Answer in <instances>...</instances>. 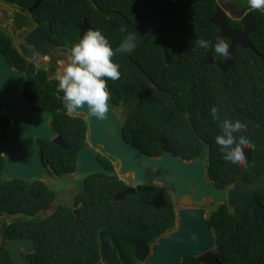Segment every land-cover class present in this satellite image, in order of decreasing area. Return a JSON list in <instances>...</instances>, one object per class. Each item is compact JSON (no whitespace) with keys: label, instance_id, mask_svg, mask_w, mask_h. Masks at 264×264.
Instances as JSON below:
<instances>
[{"label":"trees","instance_id":"1","mask_svg":"<svg viewBox=\"0 0 264 264\" xmlns=\"http://www.w3.org/2000/svg\"><path fill=\"white\" fill-rule=\"evenodd\" d=\"M26 11L37 0H3ZM142 0H41L31 17L40 26L50 24V40L58 46L77 43L88 28L99 30L111 47L122 38V25L112 18L120 13L132 23ZM217 0H146L142 23L153 24L162 35L169 64L159 44L149 37L132 59L153 81L154 87L141 83L132 71L120 68V79L108 80L113 108L121 110L134 96L140 97L138 109L123 126L124 139L148 157L157 158L170 151L181 161L196 160L200 153L199 138L210 147L206 175L211 185L222 190L236 183L235 173L241 165L223 159L215 142L220 135L219 123L225 118L247 125L244 135L251 140L250 158L244 176L252 181L264 171V13L251 10L248 0H236L238 11L249 12L255 29L249 35L252 50L236 46L232 63L221 72L216 66H200L208 58L218 63L225 56L214 47L201 48L198 40L210 42L219 29L214 24L201 28L214 13ZM232 30H241L237 20H227ZM229 44V41L226 40ZM0 50L18 71L27 73L22 94L35 112L53 113L51 128L66 149L52 142L37 140L42 163L50 175L59 177L75 171L77 152L86 145L87 126L80 115L70 117L57 91L58 81L49 80L45 69L25 60L12 45V39L0 33ZM254 51V52H253ZM216 107L219 120L211 108ZM10 119L0 107V139L8 131ZM105 169H113L111 158L98 157ZM4 161L0 150V172ZM129 187L120 178L92 175L85 192L76 196V212L56 206L51 214L41 211L53 203L54 193L43 182L28 185L22 180L0 183V216L22 213L23 218L1 223V235L7 239H30L34 251L25 252L31 264H98L97 235L107 232L123 264H138L133 245H150L171 232L175 226V209L170 194L158 185H142L119 202L113 198ZM264 207V192L256 194ZM239 208L222 205L212 211L207 223L216 238L234 225L238 230L229 242L215 250L219 264H264V223L248 215L238 222ZM0 264H12L4 246H0ZM181 264H198L185 256Z\"/></svg>","mask_w":264,"mask_h":264},{"label":"water","instance_id":"2","mask_svg":"<svg viewBox=\"0 0 264 264\" xmlns=\"http://www.w3.org/2000/svg\"><path fill=\"white\" fill-rule=\"evenodd\" d=\"M40 1L37 0L26 13L10 11L9 31L12 36L23 28L28 32L18 45V51L25 60L32 63L45 59L46 76L49 80H54L59 63L66 61L67 57L64 56H67L69 51L51 43L49 25L46 28L37 27L30 20L28 14H32ZM167 1L169 0H165ZM234 3L235 0H217L213 17L201 26V28L208 24L217 26L219 33L208 42L207 47L214 46L218 38H223L229 41V55L222 63L209 58L201 66L215 65L224 72L232 63V52L236 46L252 50L248 36L255 29L254 18L250 13L238 11ZM145 4L146 0L138 4L137 14L132 23L120 13L112 14V18L120 22L123 29L121 42L112 47L116 52L113 61L120 68L135 73L145 86L154 87L150 76L132 59V55L145 45L149 37H152L161 47L165 63L168 65L170 61L162 35L153 24L142 23ZM224 11L241 22L243 26L241 31H233L228 27ZM87 29L84 21L83 30ZM125 45L128 50L121 51ZM27 77V73L14 70L0 50V107L10 119L8 131L0 139L4 161L0 183L11 180H22L28 185L43 182L54 193V200L42 213H49L56 206L73 209L76 205L75 194L84 193L85 181L92 175L102 174L120 179L124 176L130 177L129 187L117 194L113 202H119L125 195L134 193L142 185L161 186L170 194L174 206L180 209L175 214L174 229L156 239L155 248L150 250L142 242L136 244L134 257L139 264H180L184 256L196 259L199 264H219L213 250L226 244L237 227L215 239L206 219L205 208L210 203L217 206L226 204L228 208L239 207V222L248 212L254 220L264 222V207L255 198L257 192H264V171L252 182H246L243 178L249 163L250 148L244 149L247 163L240 166L235 173L236 184L226 192L219 191L210 185L206 176L210 148L203 139H199L200 153L196 162L181 161L170 151H164L157 158L148 157L126 142L123 126L129 115L139 107L138 95L132 97L119 112L109 101V111L104 120L90 117L86 107L77 109L75 113L68 112L70 117L80 115L84 118L87 126L86 145L77 152L76 169L72 175L63 174L60 177L50 175L42 163L37 140L52 142L61 149H66V146L50 126L53 113L35 112L24 98L22 89ZM97 149L113 159L118 165L117 168L105 169L98 161ZM23 217L22 213L0 216V246H4L12 264H31L24 257V253L34 251V242L25 238L4 241L1 223L5 221L9 224ZM98 242L102 264H122L105 230L99 232Z\"/></svg>","mask_w":264,"mask_h":264},{"label":"clouds","instance_id":"3","mask_svg":"<svg viewBox=\"0 0 264 264\" xmlns=\"http://www.w3.org/2000/svg\"><path fill=\"white\" fill-rule=\"evenodd\" d=\"M248 5L251 10H264V0H248ZM196 43L201 48L208 46L204 40ZM213 47L218 55H229V44L223 38H218ZM127 50L126 45L122 46L121 51ZM115 55L101 31L91 28L85 30L82 38L71 46L62 70L55 77L58 81L57 91L63 93L62 101L67 112L75 113L77 109L86 107L90 117L106 119L111 98L107 81L119 80L121 76L120 66L113 61ZM218 111L216 107L211 108L214 120H219ZM219 128L221 134L215 137V142L224 154L223 159L233 165H245L244 149L252 148L254 144L246 136L237 134L246 132L247 125L225 118L219 123Z\"/></svg>","mask_w":264,"mask_h":264},{"label":"flooded vegetation","instance_id":"4","mask_svg":"<svg viewBox=\"0 0 264 264\" xmlns=\"http://www.w3.org/2000/svg\"><path fill=\"white\" fill-rule=\"evenodd\" d=\"M235 2H236V0H235ZM235 4V3H234ZM235 8H236V6H235ZM12 10H15V11H19V12H24V13H26V11H23L22 9H21V7L19 6V5H17V4H15V5H12V4H8V3H6L5 1H3V0H0V33H2V34H4L5 36H6V34L12 39V45L16 48V50L18 51V45L20 44V43H22V41H23V38L27 35V31L26 30H24V28L21 30V31H16L15 32V36H12L11 35V33H10V31H9V27H10V23H11V12L10 11H12ZM245 13H249V12H245ZM263 13H264V10H263ZM224 14L227 16V20L229 19V20H235V19H233L232 17H230V14L228 13V12H226V11H224ZM251 15V14H250ZM28 16H29V18H30V20L32 21V23L34 24V26H37V27H41V28H46L48 25H49V27H50V24L49 23H47V26H40L36 21H34L33 19H32V17H31V15L30 14H28ZM252 16V15H251ZM255 21V20H254ZM84 22V21H83ZM256 24V23H255ZM242 29H243V27H242ZM241 29V30H242ZM241 30H234V31H241ZM226 41V40H225ZM228 41V40H227ZM52 43V42H51ZM53 44V43H52ZM54 46H56V47H58V48H66L68 51H69V49L71 48V47H69V46H58V45H55V44H53ZM18 53L20 54V52L18 51ZM21 55V54H20ZM64 57H67V56H64ZM34 64H36V65H39V66H42V67H44V64H45V59H40L39 61H37V62H34ZM63 64H64V62H60L59 63V69H58V72H60L61 70H62V67H63ZM114 109H116V111H120V110H118L117 108H114ZM200 139V138H199ZM198 139V140H199ZM210 148V147H209ZM104 154L102 153V151L100 150V149H97V158L99 157V156H103ZM106 156V155H105ZM199 156V155H198ZM107 157V156H106ZM250 158V157H249ZM197 159H198V157H197ZM197 159L196 160H193V161H188V162H196L197 161ZM98 161H99V159H98ZM100 162V161H99ZM110 163L112 164V166H113V169H116L117 168V163L114 161V160H111L110 161ZM115 163H116V165H115ZM103 166V165H102ZM76 169V168H75ZM75 172V171H74ZM73 172V173H74ZM73 173H70V174H67V175H72ZM63 175V174H62ZM207 176V175H206ZM245 176V175H244ZM60 177V176H59ZM259 177V175L256 177V178H254L252 181H254L255 179H257ZM244 178V177H243ZM87 180V179H86ZM245 180V179H244ZM125 181V180H124ZM208 181H209V179H208ZM246 182H252V181H247V180H245ZM126 182V181H125ZM85 183H86V181H85ZM209 183H210V185H211V182L209 181ZM126 184H130V182H126ZM236 184V183H235ZM234 184V185H235ZM234 185H230V186H228V187H226V188H224V189H222V190H219V191H223V192H226L227 190H229L230 188H232ZM216 189V188H215ZM84 192H85V189H84ZM258 193V192H257ZM256 193V194H257ZM256 194H255V198H256ZM76 194H75V200H76ZM257 201V200H256ZM258 202V201H257ZM51 205V204H50ZM223 205H226V204H223ZM261 205V204H260ZM49 206V205H48ZM220 206H222V205H220ZM227 206V205H226ZM262 206V205H261ZM77 207H78V205H77V203H76V205H75V207L73 208V209H71L74 213L76 212V209H77ZM217 207H219V206H217V205H214V204H212V203H210V204H208L207 206H206V208H205V211H206V219H208V217H209V215H210V213L212 212V211H215L216 210V208ZM263 207V206H262ZM175 208H177V210L175 211V214H176V212L180 209V207H178V206H174V209ZM236 208H239V207H234V208H228V209H230V210H234V209H236ZM55 209V207L53 208V210ZM52 210V211H53ZM43 211V210H42ZM42 211H41V214L42 215H48V214H51L52 213V211L51 212H43L42 213ZM239 214H240V208H239V213H238V218H239ZM248 215H251L249 212L245 215V217H244V219L248 216ZM252 216V215H251ZM253 218V217H252ZM243 219V220H244ZM242 220V221H243ZM253 220H254V218H253ZM242 221H240V222H242ZM254 221H258V220H254ZM238 222H239V220H238ZM262 223H264V222H262ZM237 227V230H238V225L236 224V225H234L232 228H234V227ZM231 228V229H232ZM230 229V230H231ZM210 230H211V228H210ZM237 230H236V232H237ZM212 232V231H211ZM228 232V231H227ZM235 232V233H236ZM235 233H234V235H235ZM99 234V233H98ZM225 234V233H224ZM223 234V235H224ZM212 235L214 236V238L215 239H218V238H216V235L214 234V233H212ZM222 235V236H223ZM233 235V236H234ZM108 236V235H107ZM221 236V237H222ZM232 236V237H233ZM220 238V237H219ZM97 239H98V235H97ZM110 240V239H109ZM231 240V239H230ZM229 240V241H230ZM228 241V242H229ZM111 242V241H110ZM139 243V242H138ZM143 243V242H142ZM98 244H99V242H98ZM136 244L137 243H135L134 245H133V247H132V249H133V256H134V253H135V251H136ZM145 244V243H144ZM155 242L154 243H152V244H150V245H147L148 246V248L150 249V250H152L153 248H155ZM113 245V244H112ZM115 248V247H114ZM220 248V247H219ZM218 248H216V249H214L213 250V254H214V252H215V250H217ZM116 250V249H115ZM117 252V251H116ZM100 255V254H99ZM118 255V254H117ZM119 257V256H118ZM185 257V256H184ZM184 257H183V259H184ZM214 257H215V255H214ZM120 259V258H119ZM134 259H135V257H134ZM183 259H182V261H183ZM194 259V258H193ZM215 259H216V257H215ZM136 260V259H135ZM196 260V259H195ZM217 260V259H216ZM121 261V260H120ZM182 261H181V263H182ZM122 262V261H121ZM136 262L139 264V262L136 260ZM196 262H197V260H196ZM180 263V264H181ZM198 263V262H197ZM98 264H102L101 263V261H100V259H99V261H98ZM123 264V263H122ZM199 264V263H198Z\"/></svg>","mask_w":264,"mask_h":264},{"label":"rangeland","instance_id":"5","mask_svg":"<svg viewBox=\"0 0 264 264\" xmlns=\"http://www.w3.org/2000/svg\"><path fill=\"white\" fill-rule=\"evenodd\" d=\"M116 165V163H115ZM122 180H125L127 183L130 182V177L129 176H124L121 178ZM177 210V208H175V211Z\"/></svg>","mask_w":264,"mask_h":264}]
</instances>
